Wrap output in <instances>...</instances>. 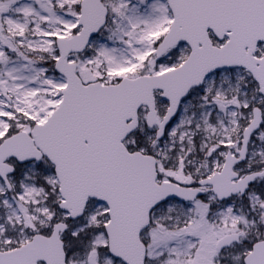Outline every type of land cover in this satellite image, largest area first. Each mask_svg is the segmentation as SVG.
<instances>
[{
    "label": "snow or ice",
    "instance_id": "snow-or-ice-1",
    "mask_svg": "<svg viewBox=\"0 0 264 264\" xmlns=\"http://www.w3.org/2000/svg\"><path fill=\"white\" fill-rule=\"evenodd\" d=\"M0 264H264V0H0Z\"/></svg>",
    "mask_w": 264,
    "mask_h": 264
}]
</instances>
